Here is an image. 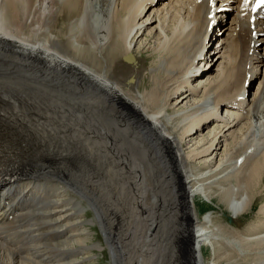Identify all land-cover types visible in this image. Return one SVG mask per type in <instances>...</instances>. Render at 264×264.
Returning <instances> with one entry per match:
<instances>
[{
  "label": "bare ground",
  "instance_id": "1",
  "mask_svg": "<svg viewBox=\"0 0 264 264\" xmlns=\"http://www.w3.org/2000/svg\"><path fill=\"white\" fill-rule=\"evenodd\" d=\"M35 1L8 0L5 7V0L1 12L11 7L18 21L12 26L8 25L10 28L4 23L0 12V163H3L0 176V264L81 262H72V259L62 261L76 253L72 244L61 248V242L46 240L63 237L68 241L76 236V222L79 225L83 221L74 219L82 206L80 200L68 191H72L69 187L84 174L89 175L94 184L101 188L105 186L111 189L112 194V187L118 186V189L120 187L123 190L142 186L139 196L142 191H146L144 184L150 186L151 180L172 178V184L176 187L174 190L179 189L183 193L179 197L184 203L186 200L188 205L187 218L176 226V231L181 233L184 241L188 239L191 264H205L203 245L212 247V257L216 259L213 262L219 264L217 255L220 252L216 255L218 243L215 241L223 236H220L221 232L215 226L210 227L212 215L207 213L199 222L193 199L197 194L209 198L211 187L216 186L220 189L219 194L215 191L219 200L226 203L229 215L236 219L248 207H252L253 191L264 179V69H257L258 65H264V53L258 50L264 44V34L258 38L264 28V11L258 16L259 20L250 14L241 15L240 0H231L230 3H227L228 0H121L120 8L117 7L118 0H48L50 3L47 6L46 0H38V7ZM175 8H178L179 14L182 11L185 15H179L177 20L172 16L170 24L165 25L167 14ZM46 10L47 13L41 19V14L44 15ZM231 10L235 11L229 27L231 38L228 42L219 41L215 48L212 41L216 26L220 27L218 18L223 15L221 12ZM163 12L164 22L155 26L159 42L151 52H157L159 56L164 53V57H159L158 66L151 69V86L148 85L145 93L139 90L133 98L138 101H132L122 95L120 83L110 79L107 71L115 69L119 53L136 51L134 38L144 31L142 27L145 25L143 20H139L146 13L149 17L152 15L147 26ZM206 15H209L208 20L216 21L208 38ZM29 17L31 20L28 22L26 20ZM59 18L68 21L64 27L65 34L63 29L60 33L65 35L68 48L79 61L62 52L58 36L48 35L53 32ZM22 20L23 26L20 25ZM37 21L41 24L33 30V35L32 28L26 33L28 43L11 32L13 26L16 27V33L20 30L26 32L22 27L29 29ZM175 42L176 47L181 42L180 46L174 48L177 50L167 48ZM192 42L196 46L192 47ZM225 43L227 45L224 48L222 44ZM223 48L224 51L213 62V53L217 51L218 54ZM104 53L105 58L102 59ZM227 56V64L223 65L222 60ZM236 56L238 75H224V67L231 65L232 60L236 63ZM80 58L87 59L86 62L91 66L80 61ZM220 58L222 60L216 67L218 74L206 79L209 88L202 99L189 106V114L185 115L187 113L183 110L169 113L167 110L172 106L169 107L168 102L173 96L179 102L200 91L201 87L192 85L205 69H199L196 63L206 60L207 64L211 63L209 67L212 69ZM98 61L102 62L100 70L93 67ZM261 71L262 79L257 91L249 98L250 83L260 77ZM45 73L50 74L52 86L56 88L48 97L55 102L54 107H51L54 112L57 110V121L50 118L47 114L49 109L43 107L45 93L41 87L44 86L42 83L45 78H48ZM63 78L67 82L65 89L59 84ZM180 78V86L174 90L173 85ZM162 80L166 82L162 83ZM48 86L51 87V84L48 83ZM58 88L61 98L67 97L65 91L73 92L70 97L67 93L68 105L74 107L70 126H65L71 116L67 119L61 108ZM196 116L199 117L196 128L183 129V132L180 123L192 121ZM243 119L248 122L236 130ZM210 122L224 125L213 134L209 143L205 137L194 142L193 139L200 135L197 133ZM185 137L189 138L186 144L193 146L187 154L180 148ZM64 138L68 143L71 142L69 148L61 147L60 139L64 141ZM228 138L231 142L225 143L229 146L224 149L226 154L215 167H210L221 143ZM259 152H262L260 158L257 161L255 158L252 164V157ZM212 153H215L212 158L203 159L204 171H197L201 170L197 165H187L190 159L199 157V154L202 158ZM249 161L252 166L248 170ZM168 187L166 185V189ZM136 203L139 207L142 205L141 202V205ZM257 213L261 215V220L253 224L254 227L250 226L253 229L243 232L247 239L236 234L244 241L232 237L225 243L229 242L227 245L240 252L244 250L245 244H254L256 249L253 254L260 256L253 264H264V204L258 207ZM102 216L104 227L112 231L106 214ZM151 229L147 228V234ZM173 237L168 239V247H172V250L175 244ZM110 238L114 244H120L121 240H114L112 234ZM240 240L245 243L243 246ZM95 246L101 249V246ZM106 246L109 251L108 243ZM86 247L83 246L84 249ZM52 253L55 254L53 259ZM90 256L84 255L83 258L87 260ZM252 258L255 257L251 255ZM109 260L112 264L110 256Z\"/></svg>",
  "mask_w": 264,
  "mask_h": 264
},
{
  "label": "rangeland",
  "instance_id": "2",
  "mask_svg": "<svg viewBox=\"0 0 264 264\" xmlns=\"http://www.w3.org/2000/svg\"><path fill=\"white\" fill-rule=\"evenodd\" d=\"M4 2H5V0H0V8H2V9H0V12L3 10V5H4ZM8 0H6V6L5 7H7V5H8ZM35 5H37V7L39 6V1L38 0H36L35 1ZM45 5L47 6V4H49L50 2L48 1V0H46L45 1ZM120 3H121V0H120V2H119V0H118V5H117V7L118 8H120ZM163 5V4H162ZM161 5V6H162ZM6 9V8H5ZM43 9H44V6H43ZM178 10V8H175V9H171V13H169V14H167L168 16L166 17L167 19H166V22H165V25H167V24H170V21L172 20V18H174V19H179V15H182V16H184L185 15V13H183L182 11H181V13L179 14V10ZM14 10L11 8V7H9V9L7 8V10H6V12H4V13H2V19H4V23L5 24H7V26L8 25H10V26H12L13 25V23L14 22H16L17 20L14 18ZM175 12V13H174ZM47 13V10L46 11H44V15H42L41 14V19L42 18H44L43 16H45V14ZM229 13H233V15H231V14H229ZM162 14V15H161ZM160 14V16L159 17H157L156 18V16H154V18H156V19H154L155 21L153 22H151V23H149V24H147V26H146V23L148 22V20H149V18L152 16V15H150V17H149V15L146 13L144 16H143V18L142 19H140L139 20V22L141 21V20H143V27H142V29L144 30V31H142V33H139L140 35H136V38H134V42H136V47H137V49H136V51H132V53H134V55H135V62L134 63H127V62H125V61H123L122 60V55H124V54H122V53H119L118 54V57H117V64H116V67H115V69H113V70H110V69H108V71H107V74H108V76H109V78L110 79H112V80H115V81H117L118 82V84L120 85V87H121V93H122V95H124V97H126V98H128V99H130V100H132V101H135V99H133L134 98V96L136 95V93H139V90L141 91V93H145V90H147L148 88H149V86H151L150 84L153 82V78L150 76V73H151V69L153 70V69H155L157 66H158V62H159V60H160V58L159 57H164V53L163 54H161V56H159L160 54H158L157 52L155 53H152L153 51H152V49H153V47H155L156 45H157V43L159 42V41H157L158 39H156V33H155V26H156V24L158 23H160V24H162V22H164V16H163V14H164V12L163 13H161ZM184 14V15H183ZM229 14V15H228ZM36 16H37V14H35ZM40 15V14H39ZM175 15V16H174ZM228 15V16H227ZM227 15L225 16V17H223V15L221 16V17H219L218 18V20L220 21L219 22V25H220V23L223 21V18H226V20L224 21V22H222V29L220 28V27H218L217 28V36H216V31H215V38H214V40H215V42H214V40L212 41V43L214 42V44H213V47H215L216 48V46L218 45V43H219V41H229L230 40V38H231V31H230V29H229V27H230V25H232L231 24V22H232V20H233V17L235 16V11L234 10H231L230 12H227ZM173 16V17H172ZM5 17H6V20L8 19L9 21L7 22L6 20H5ZM30 17H32V15L30 16ZM28 18L26 21H30L31 20V18ZM172 17V18H171ZM176 17V18H175ZM144 18H145V20H144ZM162 18V19H161ZM15 19V20H14ZM7 23H6V22ZM23 20L22 21H20V25L21 26H23ZM67 19L66 20H63V19H58L57 20V24H56V26H55V28L53 29V32L52 33H49L48 35H51V36H53L54 35V37H56V36H58V38L57 39H59V45H60V47L62 48V52H64L65 53V55H68L69 57H72V58H74L75 60H78L79 61V58L76 56V54L71 50V49H69L68 48V42L66 41V39H65V30L66 29H64V27L66 26V24H67ZM17 23H18V21H17ZM29 24V23H28ZM39 24H41L40 23V21H37L36 23H34L33 25H31L30 27H29V29L28 28H26V27H22V28H25L26 29V32H25V30L24 31H22V30H20V32H15V26H13L12 27V29H11V32H13L15 35H16V37L18 38V39H27V37H26V33H28L29 32V30H30V28H32V31H31V35H33V30H36V27H40V26H37V25H39ZM10 26H8L9 28H10ZM33 26V27H32ZM63 26V27H62ZM60 27V28H59ZM171 27V26H170ZM179 28V27H178ZM39 28H37V30H38ZM57 31H56V30ZM61 29V30H60ZM62 29H63V33H60L61 31H62ZM149 29V30H148ZM28 30V31H27ZM220 30H222V31H220ZM59 31V32H58ZM58 33V34H57ZM30 34V33H29ZM63 34V35H62ZM188 34H189V32H188ZM263 34H264V28H262V30H261V33H260V35H258V38L259 37H262L263 36ZM257 35V34H256ZM32 38V37H31ZM218 38V39H217ZM155 39V40H154ZM217 39V40H216ZM110 40L112 41V37L110 38ZM27 41V40H26ZM147 41V42H146ZM156 41V42H155ZM221 42H220V44H221ZM27 43H28V41H27ZM109 43L111 44L112 42H110L109 41ZM181 43V42H180ZM180 43H178V45H177V47L178 46H180ZM147 44V45H146ZM156 44V45H155ZM176 42L175 43H173V44H171V47H167V48H169L170 50H172V51H175V50H177V49H174V48H177L176 47ZM145 47H144V46ZM150 45V46H149ZM174 45V46H173ZM193 45L194 46H196V44L195 43H193L192 42V47H193ZM223 45V47L225 48V46L227 45V43H225V44H222ZM109 46H111V45H109ZM152 46V47H151ZM143 47V48H142ZM224 48L217 54V51L215 52V53H213V62L218 58V56L224 51ZM174 49V50H173ZM259 52L260 53H264V44H262L260 47H259ZM152 51V52H151ZM228 53V52H227ZM74 54V55H73ZM154 54V55H153ZM158 54V55H157ZM229 54V53H228ZM163 55V56H162ZM76 56V57H75ZM103 57L105 58V53L104 54H102L101 55V58L103 59ZM228 57V56H227ZM224 58L223 60H222V58H220L219 60H217L216 61V63H215V65L213 66V68L211 69L209 66L211 65V63L209 64H207V61L206 60H203V62L202 63H196V65L198 66V68L199 69H205V71L202 73V75L200 76V78H198L196 81H194L193 83H194V85H192V86H199V87H201L200 88V91L199 92H197V94L195 95V96H190V97H187V98H185L183 101H176V99H175V97L176 96H173L170 100H169V102H168V106L169 107H171L170 109H168L167 111H169V113H172V112H174V111H177L178 112V110L180 111V110H183L184 112H186L187 114H185V115H188L189 114V112H187L189 109V106L191 105V104H193V103H195V102H198L200 99H202L203 97H204V92H206V90L209 88L208 87V85H207V81H206V79L207 78H210V77H214V76H216L217 74H218V71H217V69H216V67H217V64L219 63V61H224L223 62V65H225V64H227L226 63V61H228V59H229V57L228 58ZM238 58V56H236V59ZM81 60L80 61H84L85 63H87L86 65H89V66H91L90 64H89V62L87 61L86 62V60L87 59H85V60H82L83 58H80ZM101 59V60H102ZM159 59V60H158ZM210 59V58H209ZM154 60V61H153ZM99 63V64H98ZM98 63L96 64V67H95V65L93 66V64H92V66L94 67V68H96L97 70H100V66L102 65V62L101 61H98ZM104 63V62H103ZM225 63V64H224ZM234 63V64H233ZM213 64V63H212ZM238 64V59H237V61H236V63H235V61H233L232 60V63H231V65L229 64V65H227L226 67H224L223 69H224V75H227V76H229V74H231L230 75V77L233 75H235V73H236V76L238 75L237 74V71H238V68H239V65H237ZM97 65H98V67H97ZM100 65V66H99ZM232 65H233V67H232ZM254 65H255V63H254ZM228 66H230L229 68H228ZM255 67V66H254ZM233 68H234V70H233ZM229 69V70H228ZM257 69L258 70H263L264 69V65L263 64H260V65H258V67H257ZM230 70H232V71H230ZM226 71V72H225ZM228 72V73H227ZM46 74V77H48L47 79L45 78V81H44V83H42V85H44V86H42L41 87V89H42V91L46 94H44V96H43V100H44V104H43V107H45V109H49V111L47 112V114H49V116H50V118H52V119H54L55 121H57V110H55V112H54V110H52V107H54V105H55V102L53 101V100H51L48 96L50 95V93H52V91H54L56 88H54L53 86H52V83H51V76H50V74H49V76H48V74L47 73H45ZM130 76H133L134 77V81L133 82H128V79H129V77ZM232 76V77H233ZM261 76H262V71H261V75H260V77H258L254 82L252 81L251 83H250V87H249V89H250V98L251 97H253L254 95L253 94H255L256 92L255 91H257V86H258V84H259V82L261 81L260 79H262L261 78ZM229 77V78H230ZM228 78V79H229ZM202 81H201V80ZM49 80V81H48ZM164 80H162V83H165L166 82V80L163 82ZM180 81H181V78H180V80L178 79L177 80V82H175V84L173 85V87H174V90H175V88H177V86L179 87L180 85H179V83H180ZM200 81V82H199ZM59 84L61 85V88L62 89H65L66 88V85H67V82H66V79L65 78H63V79H60L59 80ZM247 82V81H246ZM245 82V83H246ZM46 83V84H45ZM48 83H49V85L51 84V87L50 86H48ZM235 83H237V82H235ZM47 85V86H46ZM122 85V86H121ZM137 85H138V87H137ZM142 85H145V87L143 88L142 87ZM149 85V86H148ZM126 88H128V89H130V91L128 90V89H126ZM146 88V89H145ZM54 89V90H53ZM62 89H60L61 91H63ZM132 89H133V91H132ZM49 91V92H48ZM214 91V90H213ZM69 92V93H68ZM65 91V96H67L66 98H61V97H59V88H58V99H61V101H59L60 102V104H61V108H62V110H63V112L65 113V115H66V118L68 119L70 116V118L66 121V123H65V126H70L71 125V123H72V119L74 118V107L73 106H69L68 104L70 103L69 102V100H68V94H69V97L72 95V93L73 92H71V91ZM68 93V94H67ZM140 93V94H141ZM63 94H64V92H63ZM204 94V95H203ZM62 95V94H61ZM47 99V100H46ZM195 99V100H194ZM46 100V101H45ZM49 101H50V103L52 104H50L49 103ZM138 101V99H136V102ZM192 101V102H191ZM65 102V103H64ZM174 102V103H173ZM177 102H178V104H177ZM47 104V105H46ZM48 104H50V105H48ZM64 104V105H63ZM69 106H67V105ZM175 104H177V105H175ZM58 105V104H57ZM63 105V106H62ZM52 106V107H51ZM65 107V108H64ZM68 110H67V109ZM72 108V109H71ZM175 108V109H174ZM71 110V111H70ZM72 110H73V112H72ZM70 111V112H69ZM69 113V114H68ZM73 116V117H72ZM28 117H31L32 119H33V117L31 116V115H28ZM54 117V118H53ZM195 119H193L192 121L191 120H186V121H182L181 123H180V126H181V130H183V129H185V130H187V129H191V128H196V123H197V121L199 120V117H194ZM231 118H233V117H231ZM195 122V123H194ZM245 122H248L247 121V119H243L241 122H240V124L236 127L237 129L236 130H238V128H240L241 127V125L243 126V124H245ZM47 123H50L49 121L47 122ZM182 123H183V125L185 126V127H182L183 125H182ZM192 123V124H191ZM194 123V124H193ZM69 124V125H68ZM221 124V125H220ZM223 123H217V122H210V123H207L206 124V126L199 132V133H197V134H200V135H198L196 138H194L193 140H194V142H198L199 140H201V138L202 137H205L206 138V141L209 143V140L211 139V137L213 136V134L216 132V131H218V129L219 128H221V126L223 127ZM217 126V127H216ZM190 127V128H189ZM70 128V127H69ZM71 129V128H70ZM69 129V130H70ZM183 132H184V130H183ZM203 133V134H202ZM238 135V134H237ZM196 136V135H195ZM65 140L63 141V140H61L60 139V144H61V147L62 146H65V147H62V148H69L71 145V142H69L68 143V141H66V138H64ZM189 138L187 137H185L184 138V140L182 141V143H181V145L182 146H180V148H181V150H182V152L184 153V154H187V153H190L189 151L191 150V148L190 147H193V146H190L188 143V145L186 144V142H187V140H188ZM65 141H66V144H65ZM231 142V139L230 138H228L225 142H222L221 143V146H220V148L218 149V154L216 155V157L214 158V159H212V163L210 162V167H215L219 162H220V159L224 156V154H226V152H225V150L224 149H227V148H229V146H227L226 144L227 143H230ZM226 143V144H225ZM70 145V146H69ZM188 148H190V149H188ZM262 153V152H261ZM261 153L259 152V153H257V155H254V157H252V159H251V161H252V164L253 163H255V158H257L256 159V161L260 158V155H261ZM215 155V153H212V154H210V155H208L207 157H202L201 158V155L199 154V155H197V156H199V157H196V158H193L192 160L190 159L189 161H188V163H187V165L188 166H190V167H193V166H198L197 168L198 169H201V170H197V171H199V172H201V171H204L205 170V166H203V159H205V160H207V159H209V158H212L213 156ZM259 155V156H258ZM249 164L250 165H248V170L249 169H251V162L249 161ZM84 176V177H83ZM79 179H77V181H75L74 182V184H72V186H70L69 188H72V191L69 189V191H68V193L70 194V195H72L73 197H77L79 200H80V203H81V209L79 210L80 212L78 213V216H76V218L74 219L75 221L77 220V221H83L82 222V224H80L79 223V225H78V222H76L77 223V230L75 231V233H76V236L74 237V239H71V240H66L65 238H61V239H59V240H57V238H55V239H48V240H46V241H48L49 242V240L50 241H59L58 243H60L61 242V244L62 245H60V247L61 248H66L67 246H68V244H72L75 248H76V253L72 256V257H70V258H66V259H64V260H62V261H70L71 259V261L72 262H80V263H77V264H110V260H109V253H107L108 252V250H107V246H106V244L105 243H103V240H102V237H101V235H100V232H99V230H98V228H97V226H96V224L94 223H90L91 221L92 222H94V220H93V212H92V210L90 209V207H89V205H88V202L90 201V202H93V204H94V200H95V197H96V195L99 193L102 197H104V196H107L108 195V197L111 199L112 197L114 198L115 197V195H113V194H115L116 192H118V191H122V189L119 187V189L116 187V188H113L112 186V189H113V194H112V191H110L109 189H106L105 188V186L103 187V188H101L100 186H98V185H96V184H94V182L90 179L91 177L89 176V175H87V174H84V175H82L81 177H78ZM88 181V182H87ZM103 181V180H102ZM231 182H232V180H231ZM88 183L90 184V185H88ZM81 184V185H80ZM86 184V185H85ZM91 184H93V185H91ZM81 186V187H80ZM90 186V187H89ZM92 186V187H91ZM99 187V188H97V187ZM163 186V185H162ZM85 187V188H84ZM95 189H94V188ZM220 187H223L222 185H220ZM74 188V189H73ZM89 188V189H88ZM97 188V189H96ZM159 187H157L156 189H158ZM217 187L216 186H212L211 187V190L210 191H212V192H210V195H209V198H206V197H203V196H201V195H199V194H197V195H195L194 196V199H193V203H194V208H195V211H196V215H197V219L199 220V222L201 221V219H203L204 218V215H206L207 213L211 216L212 215V222L210 223L211 224V226L210 227H214L215 229H217V230H219V233H220V236H223V237H219L218 239L220 240H216L215 242L216 243H218V245H216V249H215V251H216V255H217V263H219V264H253V262H255V261H257L258 260V257L260 256H258L257 255V257L253 254V252L255 251V247H254V244H252V246H251V244H250V246L249 245H247L248 247H249V249H248V251L246 250L248 247L246 246V244L243 242L244 240L243 239H247V235L246 234H244L243 232H247V229H249V230H251V228L252 227H254V225H256L257 224V222H259L261 219H260V216L261 215H258V213H257V210H258V207L260 206V205H262V204H264V179L260 182V185L258 186V188H256L254 191H253V203H252V207L251 208H249L248 207V209H246L242 214H240L239 216H238V218H234L232 221H229L228 220V218L226 217V214H230V211H229V209L227 208V205H226V203L224 202V201H220L219 200V198H218V194H219V190L220 189H216ZM87 189V190H86ZM94 189V190H93ZM85 190V191H84ZM100 190V191H99ZM96 192V194H95V192ZM215 191H218V194H216L217 192H215ZM255 192V193H254ZM111 195H110V194ZM213 193V194H212ZM95 194V195H94ZM89 195V196H88ZM95 196V197H94ZM91 198V199H90ZM102 201V200H101ZM137 201V200H136ZM135 201V202H136ZM102 202H104V201H102ZM138 205H141L140 203H138ZM83 206H84V209H82L83 208ZM78 207H80V205L78 206ZM137 211H139L138 212V216H140L141 215V212H142V205L139 207V206H137V203L135 204V207H134ZM82 210V211H81ZM104 210H106L105 212H107L108 213V210H107V206L105 207V209ZM61 213H64V212H61ZM113 214V213H112ZM131 214L132 215H136V213H133V208H131ZM80 215V216H79ZM109 215H107L106 214V217L108 218V220H109V222L111 223V220L109 219V217H108ZM113 216H115V215H113ZM137 215L135 216V217H138ZM79 217V218H78ZM122 216L120 215V214H118V216H117V219H118V221H120V222H122V218H121ZM128 217H130L129 216V214H127V213H125L124 214V219H127ZM260 219V220H259ZM73 220V221H74ZM117 221V222H118ZM65 222V221H64ZM116 222V226L115 227H117V226H119V223H117ZM256 223V224H255ZM254 224V225H253ZM253 225V226H252ZM250 226H252V227H250ZM85 227H87V228H85ZM224 227V228H223ZM111 230L113 231L112 232V235H113V237H114V240H115V235L117 236V234L115 233L114 234V231H115V228L114 227H112V223H111ZM85 229V230H84ZM224 229V230H223ZM253 229V228H252ZM255 229V228H254ZM222 230V231H221ZM232 230V231H231ZM228 231V232H227ZM241 231V232H240ZM87 232V237H86V235H85V233ZM89 232V233H88ZM117 232V231H116ZM177 232V231H176ZM233 232V233H232ZM245 232V233H246ZM235 233V234H234ZM238 234H240L241 235V237L243 238V237H245V238H239V236H237ZM242 234H244V235H242ZM229 236V237H227V236ZM235 236V237H234ZM237 238L238 237V239H242V240H240L241 242H242V246H243V243L245 244L244 246H243V251L242 252H244V253H242V252H240L239 250L237 251L236 249H232L231 247H230V245H227L228 243L226 242L225 243V241H228L229 239H233V238ZM60 238V237H59ZM87 238V239H86ZM225 238V239H224ZM227 238V239H226ZM77 239V240H76ZM80 239V240H79ZM61 240V241H60ZM79 240V241H78ZM116 241H119L118 240V238L116 237ZM80 242V243H79ZM240 242V243H241ZM64 245V246H63ZM82 245V246H81ZM95 246V245H99V246H101V249H98V248H96V246L95 247H93V246ZM83 246H87L85 249L83 248ZM219 246V247H218ZM246 246V247H245ZM80 247V248H79ZM221 247V248H220ZM250 247H252V248H250ZM81 248H83V249H81ZM218 248H219V251H217L218 250ZM230 248V249H229ZM255 248V249H254ZM46 249H50L49 247H47ZM252 249V250H251ZM254 249V250H253ZM51 250V249H50ZM221 250V251H220ZM89 251V252H88ZM91 251V252H90ZM52 252V251H51ZM78 252V253H77ZM83 252V253H82ZM224 252V253H223ZM239 252V253H238ZM202 253H203V256H204V262H205V264H214V260H216L214 257H212V256H214V252H213V249H212V247H210V246H208V245H203L202 246ZM246 253V254H245ZM252 253V254H251ZM47 254V253H46ZM223 254V255H222ZM225 254V255H224ZM226 254H227V256H226ZM228 254H230V255H228ZM248 254H249V258H248ZM52 255H54V256H52V259L55 257V254L54 253H52ZM84 255H91L92 256V258H91V256H90V258L89 259H87V260H85L83 257H84ZM247 255V256H246ZM251 255L253 256V257H255V258H252V259H250L251 258ZM224 256V257H223ZM219 257H220V259H219ZM226 257V258H225ZM228 257V258H227ZM214 258V259H213ZM257 258V259H256ZM79 259V260H78Z\"/></svg>",
  "mask_w": 264,
  "mask_h": 264
},
{
  "label": "water",
  "instance_id": "3",
  "mask_svg": "<svg viewBox=\"0 0 264 264\" xmlns=\"http://www.w3.org/2000/svg\"><path fill=\"white\" fill-rule=\"evenodd\" d=\"M122 59L132 63L134 62V55L128 52L122 56ZM129 81L133 82V77ZM150 182V186L144 184L146 191H142L140 196L139 192L142 186L118 191L115 193V197L111 199L108 195L102 197L98 193L94 204L90 201L88 202L103 243L106 245L108 243L109 251L107 253L111 257V263L191 264L192 259L188 254V239L184 241L181 233L176 232V226H179L182 220L187 218L185 216L188 207L186 200L185 203L181 201L182 199H180L179 195L182 192L179 189L174 190L176 187L172 184V178L163 177L160 180H151ZM166 185L169 186L168 189H166ZM154 187L159 188L152 191L151 189ZM139 200L142 203L140 216H138V211L134 208L136 202L140 203ZM106 206L108 213H104ZM131 208H133V213H136L138 217L131 214ZM125 213L129 214L130 217L124 219ZM102 214L109 215L112 227L115 228L114 234H117L115 238L117 237L119 241L121 240V245L114 244L115 242L110 238L113 231H108L104 227L103 223L105 220ZM118 214L122 216V222L118 221ZM226 217L229 221H232L231 215L226 214ZM177 219L179 221H176ZM116 222L119 223L117 227H115ZM148 227H152L149 234H147ZM172 235L175 236L173 237L175 241L173 250L172 247H168V239ZM151 238L154 240H151Z\"/></svg>",
  "mask_w": 264,
  "mask_h": 264
},
{
  "label": "snow or ice",
  "instance_id": "4",
  "mask_svg": "<svg viewBox=\"0 0 264 264\" xmlns=\"http://www.w3.org/2000/svg\"><path fill=\"white\" fill-rule=\"evenodd\" d=\"M247 4H248V0H243V4L241 5V7L242 8L247 7ZM261 5H264V0H257L256 7H260Z\"/></svg>",
  "mask_w": 264,
  "mask_h": 264
}]
</instances>
